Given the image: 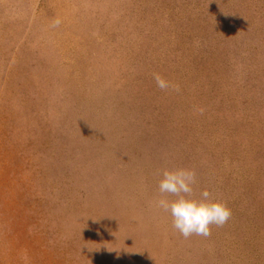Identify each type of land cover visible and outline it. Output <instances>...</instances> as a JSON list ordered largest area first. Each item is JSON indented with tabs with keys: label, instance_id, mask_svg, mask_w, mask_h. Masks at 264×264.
Here are the masks:
<instances>
[{
	"label": "rangeland",
	"instance_id": "obj_1",
	"mask_svg": "<svg viewBox=\"0 0 264 264\" xmlns=\"http://www.w3.org/2000/svg\"><path fill=\"white\" fill-rule=\"evenodd\" d=\"M0 264H264V0H0Z\"/></svg>",
	"mask_w": 264,
	"mask_h": 264
},
{
	"label": "clouds",
	"instance_id": "obj_2",
	"mask_svg": "<svg viewBox=\"0 0 264 264\" xmlns=\"http://www.w3.org/2000/svg\"><path fill=\"white\" fill-rule=\"evenodd\" d=\"M154 80L162 91L174 87L160 74H154ZM160 175L156 206L170 214L173 228L184 238L208 237L212 225L223 226L231 217V209L224 202L212 199L208 189L202 190L198 197L193 195L197 184L193 169H163Z\"/></svg>",
	"mask_w": 264,
	"mask_h": 264
}]
</instances>
